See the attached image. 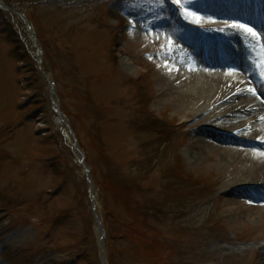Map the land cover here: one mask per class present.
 <instances>
[{
    "label": "rangeland",
    "instance_id": "1",
    "mask_svg": "<svg viewBox=\"0 0 264 264\" xmlns=\"http://www.w3.org/2000/svg\"><path fill=\"white\" fill-rule=\"evenodd\" d=\"M14 1L13 8L8 5L9 9L23 13L24 2ZM168 4V0H128L124 25H117L115 20H110L100 11L101 23L95 22L93 16H84L83 10L63 8L48 17L43 15L44 24L49 28L46 38L52 41L50 45L61 46V53L66 50L72 55L70 62L63 57L54 61L57 64L54 68L59 77L56 76L59 90L66 96L65 103L73 114L78 100L73 93V77L70 75L75 74L82 82L86 75H105L104 84L96 83L92 91L95 102L104 103L110 109L108 116L111 120L106 126H109L115 141L111 155L115 152L116 160H125L123 169L126 171L130 168L131 158L138 156L134 160L138 162L144 152L155 156L152 171L157 182L150 198L161 205L167 197L170 205L174 203L170 201V195L177 193L175 200L178 204L171 206L177 211L175 215V212L170 214L169 219H174L175 225L187 226L195 234L189 233L190 238L185 235L183 240L180 237L175 239L173 231H170V220L161 227L168 238L174 239L177 245L182 244L179 254L177 250L173 252L172 263L264 264V190L254 186L244 188L250 169L264 161V118L260 116L252 126L235 134L243 137L252 132L249 142L237 143L230 136L225 138L229 140L225 143L216 142L213 132H203L208 124H213L210 120L216 109H225L228 105L227 101L221 99L227 80L246 78L247 73H252L249 61L264 57V0H194L191 5L179 7L183 9L182 16L177 15L176 6L171 8ZM226 4L230 6L225 10ZM0 8L9 12L1 5ZM185 8L195 13L200 18L199 22L194 16L187 15ZM238 13L251 19H242ZM12 16L11 21L8 17L4 19L0 16V26H9L0 30V264H55L52 260L59 259L60 254L55 250L45 255L42 249L48 244L44 234L53 230L45 225V213L52 217L55 205L74 207L76 201L73 195L76 194L72 186L55 194L60 177L56 176L57 173L52 171L53 167L50 168L46 160L47 157L57 159V169L62 172L64 165L67 168L77 161L71 155V141L64 133L61 122L55 120V129L62 133L61 136L48 129L50 126L45 117L52 115H46L44 107V113L39 116L43 123L28 118L29 112L31 114L34 109L16 108L22 91L29 83L26 81L24 88L17 83L20 76L15 69L16 59L11 55L15 48L7 36L16 35H9L10 29H16L17 36L26 42L31 33L19 16ZM3 19L8 23H3ZM73 24V29L78 33L74 35L80 45L77 48L68 46L61 39L64 36L72 43L70 26ZM233 24L250 26L260 34V38L253 37L243 29L233 28ZM223 42L231 48L230 60L220 66L209 67L204 63L206 49H213V53L223 56L227 51L223 48ZM113 58H116V66ZM240 62L246 66V73L226 67ZM143 75L153 82L155 94L149 102V113L156 116L158 124L165 126V133L160 137L146 135L142 122H136L143 109L134 100V90L126 86L125 81L136 80ZM261 76V82H256L253 76L251 81H246L249 89L260 83L261 90L257 94L247 92L244 98H248L251 105L264 115V71ZM42 84L48 90L44 76ZM254 91L257 92V89ZM204 103L212 105L201 111L200 106ZM228 110L231 111L230 116L218 119L215 127L223 128L228 123L240 125L247 120L242 114L235 113L237 107L232 106ZM83 114L81 122L75 119L74 124L81 143L87 147L86 159L91 162V170L99 174V168L96 166L93 169L92 164L95 152L98 154L100 148H96L98 145L89 146L91 143L87 133L91 123H96L94 112ZM37 127L45 129L46 135L55 133L51 135L52 140H40L38 135L41 130ZM155 132L159 134L161 129ZM171 140L173 146H169ZM205 145L206 149H212L211 154H205ZM164 162L177 168L182 166L184 171L181 179L173 182L174 188H167L163 192L158 181ZM23 173L26 175L22 176ZM203 180L209 184L203 185ZM64 195L66 205L62 204ZM179 196L182 198L177 199ZM38 197L48 202L46 210L39 205ZM147 198L145 195L142 197L143 200ZM139 201L142 205V201ZM18 202L33 205L22 210L23 214L19 215L22 221L19 222L10 220L8 211L1 210ZM245 206L249 209L246 210ZM69 231L65 227L52 231L51 244L58 246L59 243H66V233ZM71 232L75 235V231ZM76 234L81 235L79 231ZM190 239L198 241L200 245L195 246ZM114 243L118 250L126 252L123 263L146 264L137 246L121 240ZM83 261L78 264H88Z\"/></svg>",
    "mask_w": 264,
    "mask_h": 264
},
{
    "label": "trees",
    "instance_id": "2",
    "mask_svg": "<svg viewBox=\"0 0 264 264\" xmlns=\"http://www.w3.org/2000/svg\"><path fill=\"white\" fill-rule=\"evenodd\" d=\"M21 1L24 2L22 8L27 16L28 22H30L33 27V33H35L37 42L39 43V49L42 54V69L47 75L54 79L57 85V94L59 96L61 110L69 117L70 126L73 128L81 148L86 152V158L87 147L81 143V138L78 134V129L75 127L74 120L76 119L81 122L82 113H84L83 116H85L88 113L90 114V111L94 112L93 116H95L96 123H91L90 131L87 133L91 143L89 146L96 147L98 145L96 148H100L98 154L95 152L93 158L94 162L92 164V168L95 169L97 166L100 172L96 174L95 170H92V177L93 181H95L94 191L97 192V202L100 207L98 211L101 216L102 224H104L105 234L107 235L105 241L107 264H127L123 263V261H125L124 257L126 256V252H121L116 248L114 243L115 240L127 241L133 246H137L141 254L144 255L146 264H174L172 263L173 252L177 250V254H179L182 250V244L180 242L181 245H177L174 239L171 240L168 238L161 227L167 225L169 222L168 220H170V231H173L172 233L175 239L180 237V239L183 240L182 237L185 235L190 238L189 233H193L187 226H183V224L175 225L173 224L174 219H169L170 214L174 212L173 215L176 214L177 208H172L171 206L178 204L175 200L178 194L170 195V201L174 202L170 205H168L167 197L161 205H157V203H154V200L150 198L151 194L156 190L154 185L157 182L155 181L156 178L152 171V162L155 156L144 152L141 155V160L138 162L134 161L139 158L138 156L131 158L129 160L130 168L127 163L126 166H128L129 170L126 171L123 169L125 160H121L120 162L116 160L115 152L111 155V151L115 149V147L112 146L114 140L109 133V126H106L111 120L108 116L110 109L108 106L106 107L104 103L95 102V95H93L92 91V86H95V84L99 83L101 80L103 81L105 75H86V77H84V82L80 81L75 74L70 75L73 77V93L79 102V104L78 102L76 104L75 113L72 114L70 112L69 107L65 103L66 96H63L62 92L59 90V85L57 83L58 75H56L54 68L57 64L54 61H58L59 58L62 60L63 57L70 62L72 55L71 52H66V50L64 51L65 53H61V46L50 45L52 41L46 38V30L49 28L45 26L42 19L43 15L48 17L49 14H54L60 12L63 8H67L75 11L83 10L89 16H93V20L97 23L102 22L99 11L100 14L104 13L108 18L123 23L124 18L122 16L123 8H121V3H123L124 0ZM2 2L13 8L12 2L16 1L2 0ZM0 16L4 19L8 17L7 19L10 21L14 18L11 13L3 10V8H0ZM4 19L3 23H5ZM74 26V24L70 26L72 31L71 37H73V39L71 40L68 38L72 43L70 44L65 40L64 36H61V39L62 42H66L68 46L73 45L77 48V46L80 45L78 44V39L74 38V35L78 34L73 29ZM7 27L9 26H6L5 29ZM14 33L16 35L8 38V40H10V43L15 48V51L11 54L16 59V73L20 76L18 81L19 84H22L23 88L26 87L24 86L26 81L29 83V88L26 87L24 91H22V97L17 107L20 110L25 109V107H30L31 110L34 109L31 114L29 112V118H35L39 113L43 114V109L45 108L46 115L48 113L52 115V117H45L46 123L50 126L48 129H52V132H55L57 136H61L62 133L55 129V120H57V118L55 119L56 115L52 107H50L49 91L44 89L42 84L43 76L39 69V65H37L34 43H32L31 39L26 42L22 41L21 36H17L18 33L16 29H10L9 35ZM116 64L117 61L115 58L114 65L116 66ZM125 82L127 86L134 90L135 101L138 103L139 107L143 109L144 113L147 114V118L144 119L142 123L144 132L149 136L153 134L154 136L157 135L160 137L162 133H165V126L162 123H160V126L156 121V116L148 112V105L153 93L151 82L143 77L136 80L129 79ZM137 123H140V121ZM158 129H161V133L159 134L155 132ZM55 133L47 134L41 137V140H52L53 136L51 135H55ZM164 139H166V137ZM164 139H162V143L165 142ZM172 144L173 141L171 140L169 146H173ZM71 155L74 157L73 152ZM86 160L88 162V159ZM46 161H49L46 163L50 168L53 167L52 171L55 172V174L57 173L56 176L60 177L61 183L59 182L57 184L55 194H57L58 191L62 193L63 189L67 190L72 186L73 192L76 194L73 195L76 205L74 206L75 208L72 206L67 207V202L64 198L66 195H64L62 204L66 205L65 207L55 205L51 212V215H53L52 217H49L47 212L45 213V225L51 227L53 229L52 231L59 230V228L63 227L70 229V231L66 233V243H59L58 246L56 245L57 247L51 244L53 237H51L50 234L52 231L48 234H44L45 237H43L46 242H48V244H45L42 248L45 255L49 253V251L54 252L56 250V253H59L60 257L58 261L54 260L55 264H78L82 259H84L83 262L87 261L88 264H99L100 258L98 256V246L96 245L97 235L95 232V224L93 222L92 213H90L87 185L84 174L80 171V165L78 162H75L73 166L67 168L64 165V171L62 172L57 169V159L47 157ZM88 163L91 166V162L89 161ZM160 168L161 170H159V172L161 173V179L158 182L161 183L163 192L167 188H174L173 184L175 181L177 182L181 179L180 175L183 173L182 166L177 168L164 162V167ZM24 175L25 173L22 174V176ZM65 194L68 193L65 192ZM144 195L148 198L143 200L142 197H144ZM49 198L51 199V196H49ZM179 198L182 197L179 196L177 199ZM138 199L142 201V205ZM36 200L39 202V205L46 210L45 208L48 202L45 200L42 201L40 197ZM26 206L33 205H29L27 202H18L15 206L9 204L6 209L8 213L19 216L23 214L22 210L26 209ZM166 206H168V209L165 210ZM77 210H79L78 213L75 212ZM73 212L75 213L73 214ZM19 221H22V219H19ZM77 222L80 223L78 224ZM77 225H79L78 228ZM72 230L75 231V235L71 232ZM76 231H79L81 235H77ZM78 236H81V238H78ZM190 240L195 246L200 245L198 241L193 239ZM172 242L174 245H172Z\"/></svg>",
    "mask_w": 264,
    "mask_h": 264
},
{
    "label": "water",
    "instance_id": "3",
    "mask_svg": "<svg viewBox=\"0 0 264 264\" xmlns=\"http://www.w3.org/2000/svg\"><path fill=\"white\" fill-rule=\"evenodd\" d=\"M15 13H16V12H15ZM16 14H18L19 17H21V18L26 22V19H25V17H24L23 14H20V13H18V12H17ZM26 23H27V22H26ZM50 86H51V89H52V91H51V95L53 96V94H54V90H53L54 86H52L51 83H50ZM52 107H54V110H55V112L57 113V115H58V117H59L60 119H66V117H64V115L60 112L57 102H53V103H52ZM66 126H67V128H68V130H69V133H70L71 139L73 140L76 149H78V144H77L76 138H74V134H73L71 128L68 127V124H67V123H66ZM78 152H79V154H80V158H79V160H80L81 164L83 165L84 170L86 171V179H87V181H88V192H89L90 197H91V199H92V198H93V192H92V189H91V187H92V181L90 180V173H89V170L87 169V167H86V165H85V160H84L83 154H82V152L80 151V149H78ZM93 212H94V211H93ZM95 223L97 224L98 232H99V234H100V236H99V240H98V245L100 246L101 264H105L104 245H103V243H104V238H105V234H104V231H103L102 224H100V220H99V218H98L97 215H95Z\"/></svg>",
    "mask_w": 264,
    "mask_h": 264
},
{
    "label": "bare ground",
    "instance_id": "4",
    "mask_svg": "<svg viewBox=\"0 0 264 264\" xmlns=\"http://www.w3.org/2000/svg\"><path fill=\"white\" fill-rule=\"evenodd\" d=\"M237 104H238V106H239V109L240 110H243V109H247V107H249V101L248 100H246V99H244V98H239V100H238V102H237ZM211 105V103H209V104H207V103H204L203 105H201L200 106V110L201 111H203L204 110V108H206V107H209ZM226 112H228V110L227 109H225V111H221V110H218L217 112H215V114H213L212 116L214 117V118H216V116H218V115H220V114H222V113H226ZM250 117H248V119H249ZM247 119V120H248ZM242 123V122H241ZM243 123H245V120H244V122ZM242 123V124H243ZM239 124L237 123V124H235V125H228V127H227V129H225L226 131H229V130H231V129H236V127L235 126H238ZM206 147H207V145H205L204 146V151H205V154L207 153H209V154H211L212 153V149H206ZM249 175L247 176V178H246V182L248 183V184H251V182H253V183H257V184H264V161H262L261 163H259L258 165H256V167H253L252 169H250V172L248 173ZM245 209L247 210V209H249V207L248 206H245Z\"/></svg>",
    "mask_w": 264,
    "mask_h": 264
},
{
    "label": "snow or ice",
    "instance_id": "5",
    "mask_svg": "<svg viewBox=\"0 0 264 264\" xmlns=\"http://www.w3.org/2000/svg\"><path fill=\"white\" fill-rule=\"evenodd\" d=\"M172 2L174 4H176L178 7H185V5H191V4H193L194 3V0H183V3H182V0H172ZM185 12H186L187 15L194 16L195 19H196V21L199 22L200 18L198 16H195V13L188 12L186 8H185ZM232 27L233 28L243 29L247 33L251 34L253 37H256L257 39L260 38V34L257 33L253 28H251L248 25H244V24H233Z\"/></svg>",
    "mask_w": 264,
    "mask_h": 264
}]
</instances>
